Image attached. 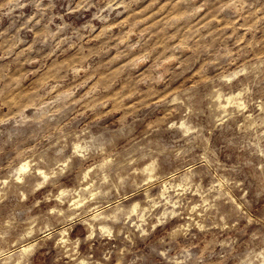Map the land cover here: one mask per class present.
Returning a JSON list of instances; mask_svg holds the SVG:
<instances>
[{
	"label": "clouds",
	"instance_id": "1",
	"mask_svg": "<svg viewBox=\"0 0 264 264\" xmlns=\"http://www.w3.org/2000/svg\"><path fill=\"white\" fill-rule=\"evenodd\" d=\"M0 264H264V0H0Z\"/></svg>",
	"mask_w": 264,
	"mask_h": 264
}]
</instances>
